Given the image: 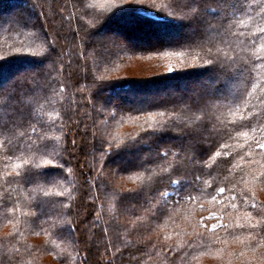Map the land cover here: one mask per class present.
<instances>
[{"label": "trees", "instance_id": "obj_1", "mask_svg": "<svg viewBox=\"0 0 264 264\" xmlns=\"http://www.w3.org/2000/svg\"><path fill=\"white\" fill-rule=\"evenodd\" d=\"M221 8L213 0H0V84L6 83L0 122L15 119L29 135L34 125L38 135L60 136L45 143L64 167L46 171L67 177L58 184L15 177V157L30 141L10 130L12 144L0 148V195L10 193L0 201V264H264V149L256 146L264 143V68L250 73L252 65L241 64L215 85L212 66L193 60L199 49L190 48L201 33L200 20L189 19L191 9L215 24ZM262 8L264 0H234L232 15L224 11L236 22L233 31L243 33L241 48L255 39V25L264 26ZM194 24L192 34L184 33ZM107 30L121 32L123 41L103 35L106 43L99 44V32ZM160 34L165 37H148ZM134 58L158 72H123ZM200 78L207 80L202 87L181 91ZM112 93L117 98L109 101ZM141 93L146 98L131 96ZM206 93L218 97L204 109L213 120L195 135L184 117L200 115L196 101ZM40 111L43 119L35 114ZM173 113L179 120L147 139L145 121L163 123ZM37 138L31 135V142ZM166 149L178 155L169 151L165 159ZM30 155L25 150L23 159ZM209 212L228 227L210 231ZM250 220L260 226L250 229Z\"/></svg>", "mask_w": 264, "mask_h": 264}, {"label": "snow or ice", "instance_id": "obj_2", "mask_svg": "<svg viewBox=\"0 0 264 264\" xmlns=\"http://www.w3.org/2000/svg\"><path fill=\"white\" fill-rule=\"evenodd\" d=\"M215 3H220L225 6L228 5V0H213ZM126 8H119L118 11H125ZM207 10V9H206ZM211 11L215 12L216 9H211ZM227 11V7L225 9ZM192 15L189 17L191 20H200L201 22V33L198 37L196 43L194 46H190V48L199 49V51L192 56L193 60H202L204 65H210L212 66V69L217 75V80L215 81L216 84L222 83L228 79V77L234 73V71L241 66V64H251L252 67L249 69L250 73L256 72L260 68H264V26L261 25H255L253 27V33L255 35V39H252L249 44H246L244 48H241V43H244L241 41L240 37L243 35V33H240L239 31H233V28H235L236 22L234 20H231V18L227 15L222 17L219 21H217L215 24L212 20H205L201 19L199 16V12L197 9H191ZM261 19L264 20V8L261 9L260 12ZM240 23H243V21H239ZM212 34H215V38ZM51 44H54V41L50 42ZM16 51H19L17 49ZM244 52H250V56L242 55ZM46 54H50V49H45ZM179 56L183 57L184 55H187V53H178ZM256 85H253V89L255 90ZM251 95V93H249ZM218 100V97L214 95V93H206L202 97L198 98L196 101V111L200 112V115L196 117V119L193 121L189 117H184L185 122V128H187L191 133L195 135H200L204 131L209 130V123L213 120V117L208 116L207 113L204 111L205 108H209L210 106H215L213 103L214 101ZM264 102V101H262ZM29 103H31V100H29ZM246 103V102H245ZM39 106V105H37ZM247 106V103H246ZM191 108V106H187ZM254 107V106H253ZM36 115H39L41 119L46 115L44 112L40 111L35 113ZM259 115V113H257ZM160 116H164L165 113L161 112L159 113ZM234 115V113H233ZM251 115V113H250ZM151 116V114H149ZM57 118H59V113H57ZM173 118L179 120V117L176 116L175 113L171 114L167 117V119L163 123H153L149 122L148 120L145 121V124H147V127L151 129L150 133H147L146 130V136L147 139H151L153 136H155L157 133L164 131L167 129L170 125L168 123L169 120H172ZM19 119H23V114L20 115ZM154 120V117L152 118ZM243 116H241V120H243ZM232 124L235 125L236 122L232 121ZM241 127H244L245 125L241 124ZM20 125L16 123V120L13 119L11 121H2L0 122V134L4 135L5 140L0 141V148L6 147V144H12V140L9 139V132L12 129H15V132L13 133L17 137H28V140L30 141L24 150H21V155L18 157H15L19 162L12 165V167L15 169V177H22L24 178L26 183H33L38 178H42L43 181L46 184H58L61 181V178L67 180V177L63 176H52L49 174L48 171H46V168L48 165H52L54 167L63 168L64 165L58 164L57 160L60 158V153L57 151H53L49 153L47 151V144L45 141L48 140H54L55 142H59L61 140L60 136L56 137H48L46 135H38V129L34 125H29L30 128V135L26 132L19 130ZM255 130V129H254ZM62 131V129H61ZM239 134V133H238ZM245 136L247 133H243ZM31 135H37V141L31 142ZM229 138L231 136L229 135ZM141 139H145V137H141ZM73 144H75V141H73ZM257 147L264 149V143L257 142ZM114 147V145L109 142L108 143V154L111 155V150ZM222 147L227 148L228 145H222ZM25 150L32 152V155L28 156L27 159H23V156L25 154ZM169 151H172L171 149H166L163 152V157L166 159ZM227 155V153H225ZM103 155V151H102ZM172 155L176 156L178 153L175 151H172ZM215 155L219 156L220 153L217 152ZM36 156H40L41 159L37 160ZM5 159L12 160L14 159L13 156H6ZM42 161V162H41ZM7 167V165H6ZM172 168V165H168V167L162 169V171L167 172L169 169ZM147 171V170H146ZM68 173L71 174V169H68ZM6 175H11V173H7ZM152 179V176L149 175V180ZM199 179V178H197ZM170 184L177 185L179 188L182 184V181L180 179H170ZM38 190L44 195L49 196L52 195V193L45 191L44 187H41L39 184L36 185ZM224 187L219 188L220 193L225 192ZM56 195L63 196L65 193L59 192L56 193ZM162 196L167 197L168 193L165 191L161 193ZM177 195H179V192H177ZM10 196V193H7L6 195H0V201L6 200ZM215 199V197H213ZM187 200L192 201L194 200V197L189 194L186 197ZM247 196L244 197L245 202H247ZM72 200V195L69 192L68 193V201L69 204L64 205L65 207H70V202ZM253 207H256L255 204L252 205ZM233 208L236 207V205H232ZM215 214H213L214 216ZM212 218V217H209ZM61 223H66L70 227H75L72 225L70 220H61ZM235 227L243 228V224L234 225ZM260 226V222L252 223L251 220L249 221V228L255 229ZM207 227V225H205ZM218 227H224L227 228V225H217L213 224L211 226L210 231H213L217 229ZM42 231H44L42 229Z\"/></svg>", "mask_w": 264, "mask_h": 264}, {"label": "rangeland", "instance_id": "obj_3", "mask_svg": "<svg viewBox=\"0 0 264 264\" xmlns=\"http://www.w3.org/2000/svg\"><path fill=\"white\" fill-rule=\"evenodd\" d=\"M233 4H234V0H229V2H228V9H227L228 15H232ZM19 5H23V4H19ZM221 7L222 8L219 10V12L217 14L218 17H224V11H225V9H224V7H223L222 4H221ZM10 9H12L11 10L12 13H15L14 11L16 10V7H13V8H10ZM4 15H6V13H4ZM9 16H11V15H9ZM128 26L130 27V24H128ZM197 28H198V24H194V26L192 28L184 29V33L192 34L193 30H195ZM99 33H101V35H98L99 36L98 37L99 44H102V45H104V43H106L105 42L106 40H104L105 37L103 35H105L106 37L112 39V41L117 40V39L123 41V39H124V37L121 34V32H118L117 33V32H114L112 30L111 31L110 30L109 31L107 30V31H104V32L100 31ZM178 35L179 34L176 33L174 35V37H177ZM161 36L165 37L164 34L156 35V37H153L152 35L151 36H148V37H149L150 40H156V39H158V37H161ZM127 44L128 45H131L133 43L131 42V43H127ZM35 64L36 63H34V67L36 66ZM37 66H41L43 69L46 67L45 64L42 63V62L38 63ZM155 68L156 67H153V64L150 63V62H144L142 60H138V59L134 58L132 60H128L127 61V63L125 64V67L123 69V72H126L128 75L134 76V77H136V75L147 76V75L153 74L155 72V70H154ZM16 72L19 73V74H22L25 71L22 69V71H16ZM157 72H155V73H157ZM17 77H15V78H17ZM13 80H14V78H13ZM205 81H207V80H204L203 78H200L199 80H197L196 84H194L192 86H188L187 87V86L182 85L181 86V91L182 92H186V93L187 92L190 93V92H192V90H190V87H191V89L194 88V87H200V86L202 87L204 85L203 83H205ZM213 84L217 85L215 83V81H213ZM4 85H6V83L5 84H0L1 87H4ZM109 95H110L109 98H108L109 101L115 100L117 98L116 94H113L112 93V94H109ZM131 96L134 97V98H136V96H137V98H139L140 96L141 97L144 96L146 98V96L143 93H141L140 95L131 94ZM163 96H166V95H163ZM121 181L122 180H121L120 176L117 175L116 176V182H117V184L121 183ZM213 214H215V215L213 216ZM209 217H212V218H209ZM207 219H210V223H209L210 226H212L213 224L221 225L223 223V221H222V219L220 217L217 218V213H215V212H209L208 215L206 216L205 221Z\"/></svg>", "mask_w": 264, "mask_h": 264}]
</instances>
